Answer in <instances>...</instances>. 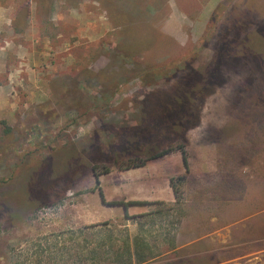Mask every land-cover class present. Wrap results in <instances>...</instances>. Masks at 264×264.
<instances>
[{
    "label": "rangeland",
    "instance_id": "1",
    "mask_svg": "<svg viewBox=\"0 0 264 264\" xmlns=\"http://www.w3.org/2000/svg\"><path fill=\"white\" fill-rule=\"evenodd\" d=\"M0 8V45L10 32L14 68L0 112V264H117L111 244L137 235L155 256L144 264H264V0H0ZM251 41L258 51L245 47ZM221 47L212 92L191 109L177 105L203 85ZM137 51L146 52L129 53ZM60 78L74 80L88 104L59 103ZM172 179L179 204L131 206L130 216L148 215L128 221L124 206L109 205L169 197ZM181 233L190 236L179 241Z\"/></svg>",
    "mask_w": 264,
    "mask_h": 264
},
{
    "label": "trees",
    "instance_id": "2",
    "mask_svg": "<svg viewBox=\"0 0 264 264\" xmlns=\"http://www.w3.org/2000/svg\"><path fill=\"white\" fill-rule=\"evenodd\" d=\"M70 1V0H68ZM46 2V0H45ZM122 14H120V16L118 17V19L120 20V22H123V18H122ZM124 25V22L122 23V26ZM120 26V28L122 27ZM161 35H164L163 37L167 39V41L172 42V43H176V41L163 34L160 33ZM252 46L251 48L256 50V46H259L255 43V41H251L249 43L246 44L245 47H249ZM122 48V47H121ZM123 49V48H122ZM261 49H263L264 51V46L261 47ZM258 51V50H256ZM146 51H137V52H129L131 55H141L143 53H145ZM224 49H220V53L219 56L216 60V62L214 63L212 70L210 71V73L208 74V77H206V79H204V81H202L203 85L200 88H189V91L187 92V94H185L182 97V102L180 101L177 105H181L183 107H185L184 105H189V109H191V105L193 103V100L196 98L197 95H204L205 97H207L208 94H210L212 92V87H214L215 85H217L218 82V76L221 74L222 72V68L224 65V59H225V54H224ZM114 63H116L117 61L114 59L113 60ZM150 83H152V81H150ZM201 83V84H202ZM60 86H59V85ZM53 89L55 91V94L58 95V101L59 103L64 104L66 107L68 108H76L75 104L77 102H83L88 104V99L85 98V96L81 93L79 87L76 85V82L74 80H66V79H58L57 81H55V84L53 86ZM60 95V96H59ZM182 116H190V114H186V112H184V110H181ZM175 120H178V118H176ZM195 126V125H194ZM194 126H191L194 127ZM172 149H168L165 151H161L156 153L154 156L144 159L139 165L135 166L136 168H140L143 167L147 164V162L155 160V159H159L162 158L166 155H169L170 153H172ZM183 153V162H184V167L186 170V174L189 173L190 171V167H189V161L188 158L185 154V152ZM110 170L106 169L104 174H109ZM97 176H99L97 174ZM178 181L182 184V182L185 181V176H180L178 178ZM171 187L174 191L176 200H177V204L180 203V201L182 200V191L180 186L178 185V183L174 182V179L171 180ZM27 188V187H26ZM32 186L30 187V192H31ZM29 194L28 190H26L24 192V196L26 197ZM102 194V192H101ZM3 195V193L0 191V200H3V198L1 197ZM2 198V199H1ZM104 199V198H103ZM2 201H0L1 203ZM150 204H154L151 202H147V201H129V202H111L109 205H120V206H124L126 209V213H125V219L128 220H135V219H141L146 217L148 214H142V215H135V216H130L128 214V208L131 206H143V205H150ZM6 205V203H5ZM9 206V205H8ZM97 227H101V225H92L89 228H97ZM66 233H61L60 236L65 235ZM75 234V233H74ZM12 251V249H11ZM10 251V252H11ZM110 251L112 252V255L115 257V263L117 264H144L147 263L149 260L155 258L154 254L151 253L150 251V247L148 245V243L146 242V239L143 238L142 236H135L132 239L129 238V236H125L123 238V240H121V243L119 242H113L110 246ZM97 251H94V254H96Z\"/></svg>",
    "mask_w": 264,
    "mask_h": 264
},
{
    "label": "crops",
    "instance_id": "3",
    "mask_svg": "<svg viewBox=\"0 0 264 264\" xmlns=\"http://www.w3.org/2000/svg\"><path fill=\"white\" fill-rule=\"evenodd\" d=\"M5 12H6L5 9H1L0 8V14H4ZM10 31L12 32L13 30L10 29ZM8 34L10 35L11 33L9 32V33L5 34L6 37H5V40H4V42H6L7 45H0V112H2L5 109L4 108L5 106H3V104H2V98L7 96L8 93L10 92V90H11L10 89L11 88V84H9V82H8L9 79L6 78L5 76L11 74L13 72L12 70H14V68H12L7 62V58L9 57L8 56V54H9L8 51L10 50L9 47H10V42H11L10 39H7V35ZM0 37H2L1 32H0ZM17 51H20V50L17 49ZM38 94H39V92L37 93V95ZM166 156H164L162 158H165ZM159 159H161V158H159ZM184 169H185V167H184ZM185 173H186V170H185ZM166 192H168L169 197L168 196H163L162 195L163 192H160V193H155L156 194L155 196H152V197H150L148 199H150V201H152L151 203H154L155 205L159 204V202H161V203L166 202V203L175 205L177 203V200H176L174 191H173V189L171 187V181L168 184V188H167ZM132 207L141 208L142 206L141 207L140 206H132ZM136 211H138V209ZM142 214H148V213L147 212H140V213L138 212V214H135V215H142ZM135 215H131V216H135ZM188 236H190L189 233H181V235H178V237H179L178 239L180 241V237H182L184 239V238H186ZM209 237H211V236H209ZM207 239H208V236L206 235V236L198 238V239H196V240H194V241H192L190 243L181 244L179 247H175V244H174L173 250L180 251L181 249H185L186 247H190L191 245H195V244L200 243L202 241L204 242ZM210 239L214 240L215 236H212Z\"/></svg>",
    "mask_w": 264,
    "mask_h": 264
},
{
    "label": "water",
    "instance_id": "4",
    "mask_svg": "<svg viewBox=\"0 0 264 264\" xmlns=\"http://www.w3.org/2000/svg\"><path fill=\"white\" fill-rule=\"evenodd\" d=\"M102 203L104 204V199L102 198Z\"/></svg>",
    "mask_w": 264,
    "mask_h": 264
}]
</instances>
